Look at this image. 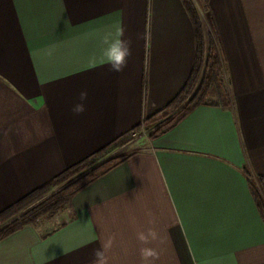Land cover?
Returning <instances> with one entry per match:
<instances>
[{
  "label": "crops",
  "instance_id": "crops-1",
  "mask_svg": "<svg viewBox=\"0 0 264 264\" xmlns=\"http://www.w3.org/2000/svg\"><path fill=\"white\" fill-rule=\"evenodd\" d=\"M198 1L231 106L199 105L154 139L138 133L58 225L2 238L0 264H96L108 238L106 264H264L244 171L264 179V0ZM117 29L130 44L120 71L98 42ZM195 49L182 0H0V211L163 109Z\"/></svg>",
  "mask_w": 264,
  "mask_h": 264
},
{
  "label": "trees",
  "instance_id": "trees-1",
  "mask_svg": "<svg viewBox=\"0 0 264 264\" xmlns=\"http://www.w3.org/2000/svg\"><path fill=\"white\" fill-rule=\"evenodd\" d=\"M193 23L196 49L189 78L180 92L163 109L144 119L133 131L153 125L154 139L172 129L199 105L228 108L232 98L225 76V64L216 35L209 32L198 0H182ZM132 131V132H133ZM132 132L118 136L81 161L69 166L56 177L31 190L15 203L0 211V240L27 224L50 219L61 210L71 209L73 196L102 174L120 163L126 153L119 148L131 141ZM251 193L264 220V179L253 176L247 167Z\"/></svg>",
  "mask_w": 264,
  "mask_h": 264
},
{
  "label": "clouds",
  "instance_id": "clouds-1",
  "mask_svg": "<svg viewBox=\"0 0 264 264\" xmlns=\"http://www.w3.org/2000/svg\"><path fill=\"white\" fill-rule=\"evenodd\" d=\"M123 33L121 29H117L115 36L112 32H104L98 36V42L101 46V52L104 60L110 64L114 71H120L126 62L127 56L130 54V44L127 40L123 39ZM55 46H50L46 52L47 55H53ZM87 98V92L82 91L80 93V101L73 106L72 111L79 114L85 110L83 103ZM154 236V233H152ZM137 238L140 241L147 239L143 232L137 233ZM112 243L111 238L103 240L101 246L96 249L95 257L96 264H106L108 257L106 256L107 250L110 248ZM145 254H150L148 250L142 249Z\"/></svg>",
  "mask_w": 264,
  "mask_h": 264
},
{
  "label": "rangeland",
  "instance_id": "rangeland-1",
  "mask_svg": "<svg viewBox=\"0 0 264 264\" xmlns=\"http://www.w3.org/2000/svg\"><path fill=\"white\" fill-rule=\"evenodd\" d=\"M154 127H151V125H145V126H143L142 127V130H140L139 132H136L137 134L138 133H140L141 131L142 132H146V131H150L151 129H153ZM134 136V135H133ZM137 135H135L134 136V138L136 137ZM133 140V139H132ZM127 143H129V142H127ZM126 143V144H127ZM120 149V148H119ZM117 150V151H115V152H117V153H123V152H121V150ZM67 210H61V211H59L56 215H54L52 218H50V220H49V222L46 224L47 225V227H53V226H56V225H58L65 217H66V215L67 214H65V213H67L66 212Z\"/></svg>",
  "mask_w": 264,
  "mask_h": 264
},
{
  "label": "built area",
  "instance_id": "built-area-1",
  "mask_svg": "<svg viewBox=\"0 0 264 264\" xmlns=\"http://www.w3.org/2000/svg\"><path fill=\"white\" fill-rule=\"evenodd\" d=\"M132 134H133L134 136L137 135V133H136L135 131H133Z\"/></svg>",
  "mask_w": 264,
  "mask_h": 264
}]
</instances>
